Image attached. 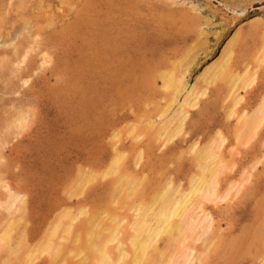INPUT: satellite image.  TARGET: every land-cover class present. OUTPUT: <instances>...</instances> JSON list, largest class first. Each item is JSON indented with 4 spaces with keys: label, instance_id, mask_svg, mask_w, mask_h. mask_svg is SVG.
Masks as SVG:
<instances>
[{
    "label": "rangeland",
    "instance_id": "rangeland-1",
    "mask_svg": "<svg viewBox=\"0 0 264 264\" xmlns=\"http://www.w3.org/2000/svg\"><path fill=\"white\" fill-rule=\"evenodd\" d=\"M257 18L264 20V0H0V58L14 61L11 72L0 69V232L10 217L5 209L9 191L25 199L16 233L25 231L31 245L45 236L63 208L75 211L82 205L99 212L122 204L121 213L131 218V204L149 201L169 179L174 187L187 189L196 171L188 146L193 140L202 145L219 128L230 167L219 190L234 187L226 199L206 203L221 231L199 264H260L264 122L247 143L235 146L236 117L227 116L232 104L228 84L218 81L191 110L180 134L164 146L156 136L163 119L159 115L169 103L158 73L192 48L189 57H195L183 79L186 92L192 85L203 86L198 75L220 56L237 29L233 62L253 68L264 39V24ZM256 75L246 91L240 90L244 98L236 108L251 111L259 101L264 64ZM19 110L30 112L29 124L19 133L15 128L7 132L5 124ZM115 150L124 153L121 173L144 175L135 197L125 199L128 187L123 181L115 185L117 175H99ZM84 168L97 173L96 178L81 194L68 195ZM202 244L199 238L197 251ZM1 248L3 264L6 252ZM49 259L42 254L25 264H57ZM76 261L68 257L66 264Z\"/></svg>",
    "mask_w": 264,
    "mask_h": 264
},
{
    "label": "bare ground",
    "instance_id": "bare-ground-1",
    "mask_svg": "<svg viewBox=\"0 0 264 264\" xmlns=\"http://www.w3.org/2000/svg\"><path fill=\"white\" fill-rule=\"evenodd\" d=\"M256 21L264 24L261 18H257ZM197 32L203 31L202 29L199 31L198 28ZM239 33L237 29L220 56L204 67L202 73L198 75L196 80L201 81L203 86L192 85L186 92L183 79L189 62L195 57V53L193 58L189 57L192 48L181 59L172 61L170 69H163L158 73L161 89L169 97L167 107L159 115L163 116V119L159 121L156 131L157 139L162 140L163 146L183 131L191 110L197 107L201 98L206 95L209 85L218 81H225L228 84L227 96L231 98L232 104L227 116L236 117L235 146L247 143L261 127L264 122V91L251 111L242 106L236 107L244 98V94L239 93L240 90L246 91L255 82L257 70L264 64V39L255 56V66L251 68L246 63L239 66L233 62V44ZM200 36L198 34V37ZM202 39L200 38V43ZM28 50L23 51L21 57L16 60L17 67L24 61ZM13 62L7 56L1 57L0 69L6 68L9 70L7 72H11ZM26 81L23 79L22 83ZM183 91L186 94L182 102L178 103V97ZM176 104L177 108L169 115L168 111L171 112V108ZM30 115L29 111L19 110L16 117L5 124L4 129L6 128L8 132L15 128L13 132L19 133V129H24L29 124ZM146 123L150 127L156 124L151 120ZM134 129L132 127L130 133L134 132ZM214 132L202 145L199 141L193 140L188 146L196 171L192 175L189 174L191 176L187 189L182 191L177 184L174 187L169 179L149 201L141 200L131 204L129 207V211H132L131 218L121 213L122 204L99 212H89L86 210L87 207L82 205L75 211L69 207L63 208L48 226L45 236L43 234L41 240L31 245L25 240V231L16 233L24 216L25 199L9 191L5 209L10 217L0 232V248L6 252L3 264H11L13 261L24 264L33 262L42 254H46L50 261L57 264H66L68 257L76 259L77 264H199L215 246L221 231V228L213 223L206 203L226 199L234 187V184H229L223 193L219 190L221 176L230 167L224 154L226 138L219 128ZM113 138L118 140V135L113 134ZM4 139L5 136L2 137V141ZM140 157L139 152L135 167ZM123 159L124 153L115 150L108 165H105L99 175L103 177L117 175L115 185L123 181L128 187L124 196L126 199L139 194L144 175L121 173ZM86 171L88 169L81 170L68 195L81 194L86 185L96 178L97 173ZM4 186L7 189V185ZM239 190V187H236V193ZM199 238H203V248L197 251L196 241ZM161 242L164 244L161 245ZM260 264H264V257Z\"/></svg>",
    "mask_w": 264,
    "mask_h": 264
}]
</instances>
